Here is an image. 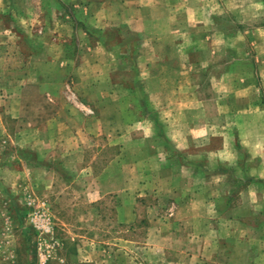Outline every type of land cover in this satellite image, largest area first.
<instances>
[{"label":"rangeland","instance_id":"1","mask_svg":"<svg viewBox=\"0 0 264 264\" xmlns=\"http://www.w3.org/2000/svg\"><path fill=\"white\" fill-rule=\"evenodd\" d=\"M180 2L185 13L199 17L192 34L197 45L210 44L193 53L212 59L206 88L218 91L215 76L234 68L236 59L252 60L254 72L264 73V0ZM143 3L159 16L161 42L187 45L188 32H171L167 4ZM59 10L70 13L56 0H0V264L153 262L159 253L149 248L150 219L159 218V202L168 217L177 207L171 196L159 195V178L170 180L161 171L183 168L160 160L186 157L170 141V134L183 131L171 125H230L232 132L242 115L211 110L187 123L186 113H171L170 66L106 71L103 49L61 46L60 38L73 36ZM224 43L249 47L239 55L229 49L225 67L218 65ZM161 57L172 54L164 49ZM263 83L261 76L264 105ZM123 203L133 204L135 220L121 221Z\"/></svg>","mask_w":264,"mask_h":264},{"label":"crops","instance_id":"2","mask_svg":"<svg viewBox=\"0 0 264 264\" xmlns=\"http://www.w3.org/2000/svg\"><path fill=\"white\" fill-rule=\"evenodd\" d=\"M56 1L70 10V13L61 10L58 13L61 23L71 24L69 30L73 36L70 42L60 38L61 46L74 44L79 50L103 49L108 57L106 71L118 75L132 67L148 71L152 66H170L174 83L171 97L175 100L171 113H186L187 123L196 113L211 110L228 112L230 108L242 115L238 124L232 125V132L230 125H204L206 128L171 125L173 130L183 131L180 135L170 134V141L177 154L182 149L180 152H186V157L167 155L160 160L174 165L182 163L183 168L180 172L161 171L170 180L159 178L158 186L159 195L171 196L177 207L168 217L161 213L163 207L159 202V218L150 219L149 248L152 253L158 252L159 258L132 264H264V105L257 89L261 76L264 82L263 71L254 72L252 60L236 59L231 63L234 68H225L215 76L218 91L206 88L203 83L212 59L194 58L193 53L203 47L209 50L210 44L205 41L197 45L192 34L196 32L194 27L200 22L196 20L199 17L185 13L180 0L155 1L168 5L171 32L190 35L184 47L178 40L168 45L160 41L159 28L156 29L159 16L149 13V6L143 3L146 0ZM62 28L63 25L60 27L63 32ZM77 34L79 38L74 37ZM219 47L218 65L227 67L229 49L239 55L249 45L243 48L224 43ZM164 49L171 52V59L161 57ZM49 62L51 65L55 60ZM63 66H67L65 61ZM73 71L77 75L76 67ZM128 76L125 73V78ZM153 76L159 81V70ZM22 99L23 96L20 102ZM218 135L220 141L212 138ZM213 140L220 142L219 148L214 147ZM196 147L202 151L192 152L198 150ZM174 179L181 182L178 187ZM118 208L121 221L135 220L132 203H123Z\"/></svg>","mask_w":264,"mask_h":264}]
</instances>
